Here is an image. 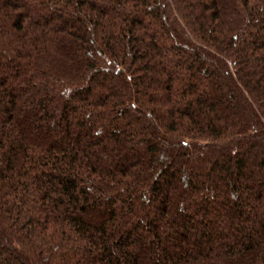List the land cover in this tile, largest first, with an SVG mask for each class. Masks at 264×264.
Wrapping results in <instances>:
<instances>
[{
	"label": "trees",
	"instance_id": "16d2710c",
	"mask_svg": "<svg viewBox=\"0 0 264 264\" xmlns=\"http://www.w3.org/2000/svg\"><path fill=\"white\" fill-rule=\"evenodd\" d=\"M0 264H264V0H0Z\"/></svg>",
	"mask_w": 264,
	"mask_h": 264
}]
</instances>
